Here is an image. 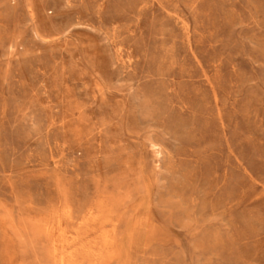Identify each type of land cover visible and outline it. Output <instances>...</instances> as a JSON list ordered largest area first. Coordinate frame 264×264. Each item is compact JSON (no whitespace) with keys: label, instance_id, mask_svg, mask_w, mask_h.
I'll return each mask as SVG.
<instances>
[{"label":"rangeland","instance_id":"rangeland-1","mask_svg":"<svg viewBox=\"0 0 264 264\" xmlns=\"http://www.w3.org/2000/svg\"><path fill=\"white\" fill-rule=\"evenodd\" d=\"M0 264H264V0H0Z\"/></svg>","mask_w":264,"mask_h":264}]
</instances>
